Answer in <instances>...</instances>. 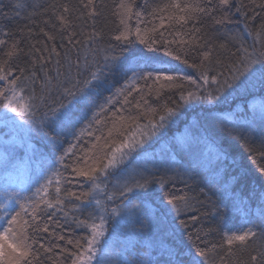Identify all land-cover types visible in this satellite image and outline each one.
<instances>
[{"label":"trees","instance_id":"obj_1","mask_svg":"<svg viewBox=\"0 0 264 264\" xmlns=\"http://www.w3.org/2000/svg\"><path fill=\"white\" fill-rule=\"evenodd\" d=\"M86 2L87 0H83V3ZM123 2L132 4L133 16L127 23L134 32L138 23L135 13H142L139 18L141 30L145 27L151 28L152 25L148 21L159 24V20L151 15L152 9L167 3L168 0ZM188 2L200 3L209 9L208 14H200L197 22H189V25L182 29L187 34L192 27L199 28L200 31L195 35L200 38L202 46L188 52L186 57L182 54L181 60L167 57L162 47L159 51L148 54L171 60L180 74L198 79V70L183 63V58H186L189 64L198 65L203 50L213 49L214 64L211 74L222 71L224 75L221 79L229 77L228 69L233 63L238 64L237 56L232 53H237L241 41L244 47L251 51L256 33L261 25H264V8L256 6L261 0H255V3L253 0H230L227 7H219L218 0ZM120 3L121 0H95L98 15L92 18L87 15L88 10L83 7L82 0H0V39L7 42L0 48V62L7 59L5 52L15 44L19 49V55L11 61L13 73L20 76L23 72L24 77H30L22 81L26 89L34 90L37 97L43 95L47 105L59 103L61 96L57 91V83L72 87L73 83L79 80L82 85L83 81L89 78L90 71L97 70V65L104 63L105 50L108 55L113 54V49L117 55H128L130 49L148 52L144 45L136 41L134 35L131 37L133 43L128 47L111 39L112 35L122 28L119 18L114 15ZM64 6L69 8L68 13L63 12ZM61 14L71 19L72 28L62 30L57 19ZM222 18L226 19L217 24L216 21ZM93 30L102 32L103 39L87 43L88 34ZM180 30V25H174L167 30L161 29L165 31V38L168 40L173 39L175 31ZM70 32H75L77 34L75 39L81 43H69ZM156 35L158 36V33ZM233 35L240 36L241 40H232ZM48 36H52L53 39H48ZM221 44L226 45V50L219 48ZM255 46L259 49L258 43ZM53 48L56 50L55 53L51 51ZM216 60L220 63L216 64ZM57 71L60 72L58 77ZM128 75L130 77L132 74ZM49 80L51 84L45 88ZM127 82L128 77L118 73L109 77L102 87L96 90L89 89L87 95L92 112L89 113L88 120H84L74 130L61 132L60 129L54 128L45 117L47 108L41 105L35 112V124L29 125V133L33 140L31 152L28 154L25 149L9 148L5 145L9 149L0 152V157L9 151L11 154H20L22 159V155L27 154L30 165L41 164L43 167L48 163L51 169L47 170L48 174L52 175L53 169H59L68 176L70 169H63L57 161L71 145H77L75 151L83 155L96 143L95 136H107V131L112 128L114 122L122 131L127 132L129 128L135 130L136 123L143 126L148 119L153 118V109L156 113H162L164 105L175 107L178 103L182 104L179 99L180 89H165L159 92L157 97L159 86L153 85L152 93L148 94V88L143 81L139 82V87L143 90V99L142 93L133 91L128 96L129 103L125 104L124 95H118V90L124 88ZM5 87L6 83L0 82V88ZM189 88L191 86L185 84V95ZM213 95L217 93L213 91ZM219 96L220 99L214 102L201 103L200 110L198 109L196 113L192 110H196L195 106L187 108L186 105H182L179 109L183 110L184 107L183 113L179 110L177 117L168 120L165 127L146 142L149 146L148 152L144 153L138 148L128 157L127 162L118 167L116 172L120 173L121 169L128 167L126 171L130 173L135 172L134 168L137 170L144 168L145 164L151 178L156 181L148 193H140L137 197L129 194L128 198H119L118 192L115 195L107 191L111 186L109 180L102 192L97 190L93 193L95 198L107 207L108 212L106 231L97 245L96 258L92 264H144L148 257L157 261V264H166L167 258L163 252L169 247L179 250L183 264H195V261H202L197 255L198 249L211 250L213 245H216V258L225 257L224 264H251V255L264 247V239L260 238L249 242L246 248L237 246L233 255L226 254V245L221 247L225 234L238 233L247 227L260 231L255 225L264 222V175L258 170L264 168V89L259 84L255 87L248 85L247 91L243 87H234L224 89ZM108 98H111V103L107 102ZM258 102H262L263 107L259 106ZM137 103L140 104L139 109L136 107ZM100 105L106 106L107 112L101 113L102 124L93 125L90 129L92 135H89V120L92 113L99 110ZM81 107L82 105H77L78 109ZM199 113L203 115V121L207 119V122L197 123ZM193 114L195 120L191 118ZM155 118L158 119V115ZM206 141L211 143L212 147L208 151L197 147L199 155L197 160L193 158L194 161L186 157L187 152L182 145L180 146L181 143L191 142L194 146L206 148ZM103 142L100 141L101 144ZM200 142L203 144L200 145ZM168 156L172 160L168 159ZM9 157L6 162L0 158V200L3 199L7 191L6 186L10 182L6 175L9 165L13 162L9 161ZM142 159L144 160L139 161ZM74 160V157H70L66 163H74ZM185 170H195L197 173L195 181H190L191 189L181 182L179 175H176ZM34 174L33 171L31 175ZM47 177L49 176L46 178L44 175L40 176L42 183L36 184L32 181L29 190L34 191L36 187L38 189L46 182ZM161 178L168 181L163 186L158 182ZM101 186L104 187L103 184ZM64 188L77 194L91 191L89 182L82 180H73L72 183L65 184ZM178 190L195 197L196 200L193 202L199 211L190 212L180 218H176L174 214L162 216L159 209L165 207L169 194ZM110 194L116 198V203H128L130 200L132 203L129 207L134 214L127 215L125 219L120 215H112L107 199ZM66 203L67 217L64 212L59 211L55 213L52 221H48L43 214L41 216L42 223L47 221L50 230L65 237L64 240H57L46 233L36 234L46 247L53 246L52 253L45 254L41 251L42 264H71L68 253L61 252L60 249L75 251L67 240L75 241L87 235L82 227H77L72 222V217L75 215L84 218L89 213L102 214V209L98 208L94 201L89 205H81L77 200H69ZM73 206L86 207L87 211L83 214L73 212ZM123 206L124 204L122 206L120 204L121 208ZM193 215L199 217L195 222L191 219ZM55 221H59V226Z\"/></svg>","mask_w":264,"mask_h":264},{"label":"snow or ice","instance_id":"obj_2","mask_svg":"<svg viewBox=\"0 0 264 264\" xmlns=\"http://www.w3.org/2000/svg\"><path fill=\"white\" fill-rule=\"evenodd\" d=\"M253 3H255V0H253ZM82 4L88 10L87 15L89 17L94 18L98 15L95 0H87L86 3H83L82 0ZM218 4L219 7H227L230 4V0H218ZM256 6L264 8V0H261ZM63 12L68 13L69 8L64 6ZM208 13V7L200 3L188 2V0H168L167 3L152 9L151 15L159 20V24L148 21L152 25L151 28L145 27L141 30L139 18L142 13H135L138 23L133 32L131 26L127 23L133 16L132 4H126L121 0L114 15L119 18V24L122 28L112 35L111 39L128 47L133 43L131 37L134 35L136 41L144 45L148 52L130 49L128 55H117L113 49V54L108 55L107 50H105L104 63L97 65V70L90 71L89 78L83 81L82 85L79 80L75 81L72 87L61 86L57 83V91L61 96V100L53 105H47L43 95L37 97L34 90L28 91L26 89L22 81L30 79V77H24L23 72H21L20 76H16L13 73L11 61L19 55L18 47L13 44L5 52L4 55L7 59L0 62V82H5L7 85L5 88H0V108L5 110L3 117L5 120L11 119V117L7 116V113L10 112L19 117L24 124L34 125L36 122L34 119L35 112L43 105L47 108L45 117L54 128L60 129L61 132L74 130L84 120H88L89 113L92 112V105L87 95L88 90H96L102 87L109 77L118 73L128 77V82L124 85V88L118 90V95H124L125 104L129 103L128 96L133 91L142 93L141 99H143V90L139 87L140 81H143L148 88V94L152 93L153 85H158L157 97L159 92L165 89H180L179 99L182 104L178 103L175 107L164 105L162 113H156V110L153 109V118L148 119L143 126L136 123L135 130L129 128L127 132L122 131L117 126V123L114 122L112 128L108 129L107 136H95L96 143L83 155H79L75 151L77 145H71L65 150L63 155L59 156L57 161L63 169H70V175L65 176L64 172L59 169H53L52 175L47 177L46 182L37 189L36 198L31 204L19 203L18 200H16L15 204H10L9 201L13 197L11 195L7 196L5 201L0 203V264H42L41 251L45 254L52 253L53 246L46 247L44 243L40 242L36 234L46 233L49 237L57 240H64L65 237L57 235L50 230L47 221L41 222V216L43 214L48 221H52L55 213L59 211L64 212L67 217L68 206L66 202L69 200L80 201L81 205H89L94 201L96 206L102 209V214L99 215L89 213L84 218L74 215L72 222L77 227H82L87 235L75 241L67 240V243L72 245L75 251L60 249L61 252L68 253L71 258V264H92V261L96 258L97 245L106 231L105 223L108 212L107 207L99 199H96L93 193L97 190L103 191L107 187L104 181L114 174L132 153L136 152L138 148H142L148 140L156 136L165 127V123L168 120L177 117L179 108L182 105L204 100L214 102L220 99L219 93L224 89L234 87H243L247 91L248 85L255 87L256 84H259L264 89V25H261L260 30L257 31L251 51L249 48L244 47L241 41L237 53H232V55L237 56L238 64H232L228 69L230 76L224 79H221L224 75L222 71L211 74L214 64L213 49L205 48L203 50L202 58L198 65L189 64L188 60L183 58V63L198 70V79H192L189 76L180 74L171 60L148 54L159 51L162 47L167 57L181 60L182 54L183 57H186L188 52L201 47L200 38L195 35V33L200 31L199 28L192 27L187 34L182 29L187 27L189 22H197L200 14ZM57 19L62 30L73 27L71 19L65 15L61 14ZM224 19L226 18L217 20L216 23L220 24ZM166 25L167 28L180 25L181 30L175 31L173 39L168 40L165 38V31H161V29L167 30ZM157 33L158 36L156 35ZM76 35L75 32L69 33V43H81L80 40L75 39ZM48 39L51 40L53 37L48 36ZM98 39H103V33L93 30L88 34L86 42L92 43ZM231 39L241 40V37L233 35ZM6 43V40L0 39V48L4 47ZM257 43L259 44V49L255 46ZM157 45L159 47H156ZM172 45H177L178 47L173 48L171 47ZM219 48L226 50V45L221 44ZM51 51L53 53L56 52L55 48L51 49ZM121 51L123 52V49ZM56 54L59 55L58 53ZM215 63L219 64L220 61L216 60ZM129 73L132 74L130 77ZM59 75L60 72L57 71V77ZM50 84L51 80L47 81L45 88ZM185 84L191 86V88L186 90V95ZM212 86L215 87L213 88ZM213 91L217 95L214 96ZM107 102L111 103V98H108ZM77 105H82V107L78 109ZM98 107L99 110L92 113V118L88 123L89 135H92L90 129L93 125L102 124L101 113L107 112L106 106L100 105ZM136 107L139 109L140 104L137 103ZM78 112L79 115H77ZM156 115H158V119L155 118ZM113 119L115 120V114H113ZM73 134L75 135L74 131ZM101 140L104 141L103 144L100 143ZM70 157L75 158L74 163H66V160ZM258 170L264 175V168H259ZM120 171L123 172L124 170L121 169ZM145 173L149 174L145 175ZM176 175H179L181 182L191 189L192 184L190 181H195L197 173L195 170H185L183 173H177ZM73 180L89 182L91 191L77 194L64 188L65 184H70ZM155 182L151 178L149 169L144 167L130 180H125L123 184H120L118 191L120 196L124 198H128L129 194L137 197L140 193H148ZM158 182L163 186L168 181L161 178ZM102 184L104 185L103 188L101 187ZM173 186L175 187V185ZM89 197L92 199H89ZM107 199L111 201L114 196L110 194ZM194 200H196L195 197L189 196L183 190L174 191L169 194L165 207L160 208L159 212L162 216L174 214L176 218L185 216L190 212L195 213L199 209L193 202ZM196 202L199 203V201ZM130 203L131 201L129 200ZM72 211L83 214L87 211V208L73 206ZM123 211L128 216L134 214L129 205H125ZM111 214L120 215L121 210L112 208ZM191 219L195 222L199 217L193 215ZM55 223L59 226V221H55ZM255 228L260 229V231L254 230L253 227H247L246 229H241L238 233L225 234L224 243L221 247L223 248L226 245V254L233 255L237 246L246 248L249 242L257 238L264 239V222L255 225ZM55 247H59V245H55ZM163 254L167 258L166 264H183L181 254L177 248L169 247L164 250ZM215 254L216 245H213L211 250L198 249L197 255L202 258V261H195V264H224L225 257L219 256L216 258ZM250 260L251 264H264V247L260 248L256 254L251 255ZM144 264H157V261L148 257Z\"/></svg>","mask_w":264,"mask_h":264},{"label":"rangeland","instance_id":"obj_3","mask_svg":"<svg viewBox=\"0 0 264 264\" xmlns=\"http://www.w3.org/2000/svg\"><path fill=\"white\" fill-rule=\"evenodd\" d=\"M201 103H209L207 100L204 101H197V102H193L190 103L187 106V108H191L192 106L196 107V110L192 109L195 113L196 111L199 109V105ZM259 106L263 107L262 102H258L257 103ZM182 111L185 110L183 107L182 109H179ZM200 110V109H199ZM200 114V113H199ZM5 115V110L0 108V152H4V150H7L9 148H16V149H25L26 153H30L31 152V145L33 143V140L31 138L30 135V127L28 124H24L19 117H16L15 114L13 113H7L8 117H11V119H3ZM192 120H195V116L194 114L191 115ZM204 117L202 114L199 115V117L197 118V123H200L201 121H203ZM204 123L207 122V119H205L203 121ZM196 134V133H195ZM194 136H197L195 135ZM150 140H148L147 142H149ZM180 141V140H178ZM171 142V139H170ZM203 144L200 142V145ZM5 145H7L8 147H6ZM182 145V146H181ZM207 147L203 148V146H194L191 142H187V143H181L180 146L183 147L185 149V151L187 152L186 157L189 159H192V161L197 160L198 158V150L197 147L200 149L202 148L204 151H208L212 145L211 143H209L208 141H206ZM149 146H147V143L144 144V146L142 148H139L142 152L146 153L148 152ZM20 155V154H19ZM19 155H15V154H11L10 151L8 152V154H5L0 157L4 160V162H6V160L9 157V161H12L13 164L9 165V171L7 172L8 179H9V184L8 186H6V193L5 195L2 197L3 199L0 200V203H3L5 201V198L9 195H11L13 197V199L11 201H9L10 204H15L16 200L19 201V203H23L24 204H31L36 196V192H37V187L34 189V191L31 189L29 190V185L31 184V182L33 181V183H42L40 182V176L44 175V177L46 178V176H51L50 174H48L47 170H51L49 164L47 163L46 166H43L41 164H39L40 162H37L38 165H30L29 162V157H27V154H23L22 158H20ZM170 156H168L167 158L172 160L171 158H169ZM194 158V159H193ZM128 159V158H127ZM125 160L123 163L127 162L128 160ZM139 160V161H143ZM147 166V165H146ZM130 167V166H129ZM145 167V164H144ZM128 168V167H127ZM127 168H123V172L120 171L119 172H115L114 174L110 175L108 177V179L106 181H104V183H106L108 180L111 183L110 188L107 190L108 192L113 194H117L118 191V186L120 184H123L125 180H130L134 175H136L140 169H136L134 168L133 170L135 172H130L127 173ZM33 171L35 172L34 175ZM148 173H145V175H147ZM33 177V178H32ZM32 178V180H31ZM31 181H30V180ZM113 181V182H112ZM29 183V184H28ZM35 185V184H34ZM103 188V186H101ZM116 188V189H115ZM102 192V191H101ZM30 197H32L30 199ZM119 198H121L120 194H118ZM109 201V200H108ZM117 200L116 198H114L113 200L109 201V207L110 209L112 208H117L118 210H121V214L120 217H123V219H125L127 217V213L125 211H123V208L125 205H129L128 203H116ZM132 203V202H131ZM124 204V206L121 208L120 207ZM18 207V205H17Z\"/></svg>","mask_w":264,"mask_h":264}]
</instances>
